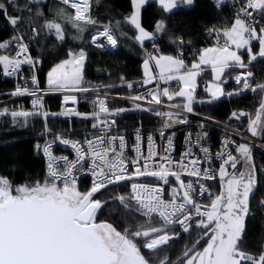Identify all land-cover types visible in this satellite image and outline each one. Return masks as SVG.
<instances>
[{"label": "snow or ice", "instance_id": "obj_1", "mask_svg": "<svg viewBox=\"0 0 264 264\" xmlns=\"http://www.w3.org/2000/svg\"><path fill=\"white\" fill-rule=\"evenodd\" d=\"M149 2L133 0L135 10L130 17L125 18V22L138 30L135 39L141 43L155 40L158 33L166 31L163 21L157 22L152 33L142 26L140 11ZM158 2L165 12H171L181 3L186 6L194 4V0ZM214 2L217 7H221L224 0ZM61 3L70 6L74 12L65 14L61 9L57 16H62L78 32L85 31L86 24L97 23L89 15V0H61ZM45 4L46 0H28V6L21 8L17 0H0V14L14 29L24 23L25 17L21 13L29 14L34 20L43 18L45 23L42 27L46 34L63 41L65 29L55 19L45 16ZM255 14L264 17V0H242L232 21L223 29L207 30L214 44L195 50L190 66L185 61L183 49L194 45L182 38H169L170 43L178 49L176 55L159 54L158 50L149 53L143 61L144 79L140 86L144 88L155 82V87L122 97L130 99L135 105L134 109H110L105 95L93 99L94 111L90 114L79 111L59 114L92 119L95 121L92 128H100L102 132L94 134L95 139L84 142L63 139L64 144H71L76 151V159L71 161L67 157L56 158L50 151L51 145H43V154L49 158L48 172L43 183L37 181L31 185L13 187L9 178L0 176V264H264V248L259 253H251L243 247L246 218L250 215V195L254 194L258 185V172L264 173V168L257 169L250 146L247 143H236L226 136L222 141V149L213 158L210 149L199 144L203 136L198 134L197 145L203 152L201 158L194 155L195 145L191 144L192 137L188 134L186 139L189 147L177 160L172 155L173 137L167 135L169 129L188 122L184 113L193 112L194 102L212 103L224 95H239L246 91L260 94L254 118L253 113L243 110L234 111L231 118L238 120L248 117V131L253 137L264 129V83L253 86L251 71H241L230 77L231 70L248 69L258 58H264V23L257 20ZM30 30L31 40L38 42L41 29L31 27ZM114 31L111 26L97 31L90 37L91 43L96 48H103L105 44L101 37H104L107 45L115 48L118 39ZM253 41L258 42V51L253 50ZM13 44L17 46L15 57L0 55L5 75L18 72L22 64L34 67L38 63V60L30 56L21 58L28 53L29 47L24 43L23 34L13 37L7 43L0 42V49ZM153 48L157 49L155 43ZM241 49L246 51L247 62L239 51ZM70 55L71 59L58 64L48 73L49 87L64 92H98L97 88L84 86L85 53L80 51ZM206 68L211 69L213 76L212 83L204 89L210 96L198 99L197 77L202 76ZM225 76L234 79L241 88L225 93L222 87V84L228 82V79H222ZM119 79L128 89L135 87L125 77ZM31 81L36 86L34 89L30 91L26 86L17 87L10 95L33 96L34 108L39 106L42 109L39 82L34 75ZM172 81H177L180 86L172 88ZM116 86L106 87L110 89ZM177 98L184 102L176 103ZM63 99L65 103L77 102L75 95H64ZM165 100L171 102L167 105L169 109L180 110H164ZM141 101L144 103L141 104ZM130 110L151 113L159 118L160 131L157 134L167 140L163 154L154 150V134L149 133L145 137L137 129L132 146L136 155L126 157V137L113 135V130L116 128V118ZM30 116H41L46 121L50 114L39 110L0 109V117H11L17 123L23 118L26 124ZM145 143L146 153L141 150ZM37 149L40 150L41 146L38 145ZM213 159L220 161L218 170L212 168ZM85 164L88 165L87 169ZM238 165L241 167L238 168ZM81 170L92 177L89 189L84 192L79 190L75 176ZM146 177L153 178L156 183L149 185L140 182L141 178ZM184 177L192 179L185 180ZM217 177L221 191L213 195L204 181L215 180ZM170 178H174V184ZM126 183L130 186L127 195L110 196L105 200L97 198L98 194H103L110 187ZM168 185V198L165 199L164 186ZM205 193L209 196L207 205L196 199ZM112 202L123 207L127 217H130L125 218L123 231L110 222H97L98 213ZM139 217L143 218V222ZM176 228L180 231H175ZM193 232L196 233L194 237ZM181 234L191 239L175 261L170 256L155 255ZM201 241L205 242L204 246H201ZM145 251L149 255H145Z\"/></svg>", "mask_w": 264, "mask_h": 264}, {"label": "trees", "instance_id": "obj_2", "mask_svg": "<svg viewBox=\"0 0 264 264\" xmlns=\"http://www.w3.org/2000/svg\"><path fill=\"white\" fill-rule=\"evenodd\" d=\"M21 8L28 6V0H17ZM90 14L92 19L97 21L96 24L84 25L85 31L78 32L70 23L65 22L63 17H58L57 13L61 9L66 14L68 5L61 3V0H46L43 6L44 14L49 19H55L61 23L65 29V39L60 41L54 35L46 34L43 29L45 20L31 19L29 14L21 13L25 17L24 23L18 29L10 26L3 14H0V42H9L13 37L20 34L24 35V40L28 43L32 54L41 59L37 68V77L41 85H46L47 73L50 67L60 60L71 57L70 53L78 54L83 51L86 55L84 61V85L97 87L102 90L112 92L129 91L126 85H122L120 77L126 78L128 83L137 82L144 78V70L142 61L145 59L142 49L137 43L135 37L138 30L130 23L125 22V18L130 17L133 13L132 0H90ZM13 11V9H9ZM72 11V9H71ZM235 7L231 4H222L217 7L214 0H194L192 6L179 4L178 7L171 12H165L159 5L158 0H150L149 3L141 8L140 22L148 32L155 30L157 22L163 21L166 31L158 33L155 40H145L142 43L150 47L153 43H158L159 51L165 53L176 54L177 47L170 43L169 38H182L185 42L191 41L195 48H199L201 44L212 41V37L207 34V30L211 27H225L232 21L235 15ZM71 13V12H70ZM102 23L113 25L115 30L113 33L118 39V45L113 49L96 48L90 40L91 33L99 28ZM31 27L41 29L38 42L31 40ZM257 41H253V48L257 47ZM13 46L0 49V55L13 51ZM191 48V46H189ZM241 53L246 57V51L243 49ZM189 61L192 56H184ZM3 65L0 64V109L7 107L8 109L29 111V103L24 99L21 104L17 100H6L17 87L23 85V74L5 75ZM210 68H206L203 75L199 77L198 92H202L201 82L209 76ZM235 70L230 71V75L235 74ZM241 70V69H238ZM24 74L31 72L28 66L24 68ZM249 71L253 73L251 80L256 84L264 83V58H258L251 65ZM108 85H117L114 88H107ZM238 86L234 79H228L225 88ZM86 96L80 98V113H92L93 97L85 99ZM260 94L250 91L241 92L239 95L223 96L212 103H194V109L215 116L222 120L231 121L230 112L235 108H248L251 113L256 110L259 104ZM45 102L48 104V123L57 120V108L59 105V97L56 95L46 96ZM110 109L122 108L129 105L120 100H110ZM129 109H134L130 107ZM129 114L136 122L154 123L155 119L143 111L130 110L121 113L116 119L122 120V116ZM73 118H81L74 116ZM64 123V122H63ZM43 126V118L41 116H30L27 123L20 118V122H15L11 117H0V176H6L10 179L13 187L23 183L31 185L37 181L43 183L46 179V167L44 156L37 149V136L32 133L41 129ZM254 163L257 169L264 168V154L254 152ZM258 185L255 194L250 199L249 209L250 215L246 218V230L243 239V247L251 253H259L264 248V173L257 176ZM62 186V185H61ZM216 194L219 192V182H214ZM78 187L81 192L87 191L90 187L86 179L78 181ZM128 184L119 187H110L103 194H98L97 198L101 200L108 199L110 196H117L127 191ZM135 215V213H133ZM127 213L119 204L112 202L104 207L97 215V222L107 221L112 223L118 230L123 231L125 218ZM130 219V217H127ZM141 222L143 218L139 217ZM196 235L192 233V237ZM191 237L185 234L177 239L170 241L168 246H163L155 255L158 257L170 256L173 260L182 253L185 246L190 243ZM204 246V243L201 244ZM202 248V247H201ZM145 255H149L145 251Z\"/></svg>", "mask_w": 264, "mask_h": 264}, {"label": "built area", "instance_id": "obj_3", "mask_svg": "<svg viewBox=\"0 0 264 264\" xmlns=\"http://www.w3.org/2000/svg\"><path fill=\"white\" fill-rule=\"evenodd\" d=\"M231 4L233 7H235V11L237 12L239 10V8L241 7V3L242 0H224L223 4ZM90 9H91V3L89 0V15L92 18L91 14H90ZM74 10L72 9L71 13H73ZM235 12V14H236ZM256 15V19L257 20H261L262 23H264V17H262L260 14H255ZM111 26L113 28V25L109 24V23H102L99 28L97 30H95L94 32L91 33V36L93 34H95L97 31L102 30L105 27ZM211 28H215V29H223L224 27H211ZM114 34V33H113ZM114 36H116L114 34ZM117 38V37H116ZM101 41L105 44V47H103L104 49H110L113 50L114 48L111 46L107 45V41L106 38L101 37ZM24 43L28 44L25 40ZM137 43L140 45L141 49H142V54H144L145 59L147 58V55L149 53H153L156 52L157 50L159 51V45L158 43H155L157 46V49L153 48V45L150 47L145 46L143 43L137 41ZM153 43V44H154ZM214 44V40L212 39V41L210 42H206L204 44H201L199 46V48H195V47H185L183 49L184 51V56H192V53L195 50L201 49L203 47H208V46H212ZM102 48V49H103ZM13 51L11 52L10 56L11 57H15L16 55V50H17V46L14 44L13 46ZM28 56H30L31 58H33L34 60H38V63L35 64V66H30L29 64H22L21 65V69L18 72H13L12 74H18V73H22L23 74V85L22 87H28L29 90L31 91L32 89H34L36 86L32 83L31 81V77L34 75L36 77V79L38 80L37 77V68L41 62V59H39L38 56L32 54V52L30 51L29 47H28V53H25L24 56H22L21 58H27ZM30 67L31 68V72H29L28 74H24V68L26 67ZM4 72V70H3ZM144 79V78H143ZM142 79V80H143ZM141 81L137 82V85L133 88L130 89L129 91L126 92H112L109 90H102L98 89V92H89V93H80V92H74V91H69V92H64V91H56L54 89H51L49 87V85H41V83H39V90H40V94L42 97V101H43V108L40 109L39 106H36L34 108L32 101L33 99H35V97L33 96H29V95H25V96H9L6 100H17L19 101V103L23 104L24 103V99H27L28 103H29V111H49L48 110V104L47 102H45V97L46 96H51V95H56L59 97V105L58 108L56 110L57 112V120L53 123H48V119L45 121V119L43 118V126L41 129L33 132V135L37 136V141H38V145L41 146V149L39 150L40 153L42 154V156H44V162H45V167H46V174L48 172V168H47V164H48V157H46L43 154L42 151V147L43 145H45L46 143L51 145L50 151L53 153V155L56 158H60V157H67L69 161L76 159V151L71 147V144H64L62 142L63 139H68L69 141H80V142H84L85 140H92L96 138V135H99L102 132V129L100 128H92V123H94L95 121L92 119H82V118H73L74 116H70V115H59L61 113H65V112H73V111H78L79 107H80V98H82L83 96H90L93 97V99H95L97 96H99L100 98H103L105 95L107 96V106L110 108V100H120L123 101L125 103H128L129 105L133 106V108L135 107V105L132 103V101L130 99H123L122 97L124 96H129V95H133V94H138L140 92L145 91L147 88H154L155 87V82L153 84L147 85L144 88H142L140 86ZM39 82V81H38ZM163 83V82H161ZM84 86H89V85H84ZM177 82L176 81H172L171 82V87L172 88H176ZM91 87V86H89ZM93 88V87H91ZM64 95H75L77 97V102L75 104H73L71 101H69L68 103H65L63 97ZM141 104H143L144 102L141 101ZM171 103V102H167L165 100V104H164V110H172V111H179L180 109H169L167 107V105ZM92 110L94 111V108H92ZM240 110H243L244 112H248L251 113L250 109L248 108H235L234 110H232L230 112V115L235 111V112H239ZM92 111V112H93ZM147 113V112H146ZM148 116L150 115L152 118L155 119L154 123H145L142 121H138L136 122L132 116H130L129 114L122 116V120H118L116 119V128L113 130V135H124L126 137V141H127V148L125 149L126 152V157L127 158H131L134 155H136V153H134L132 151V146L134 144V137L136 135V130L140 129L142 131V134L146 137L149 133L154 134L155 136V146H154V150H158L160 151L161 154H163V147L167 146V140L163 139L161 137H159V135L157 134L160 131V120L158 117H156L155 115L151 114V113H147ZM184 115L187 117V123L185 124H180V125H176L173 128L169 129L167 132V135H171L173 137V148L174 151L172 152L173 158L174 159H180L181 155L184 153V151L189 147V141L186 139V137L188 136V134H191L192 140H191V144L195 145V147L193 148V152L194 155L200 156L201 158H203V152L199 150V146L197 145V135L200 134L203 136L202 139L199 140V144H202L204 147L209 148L210 149V155L214 158L215 155L217 154L218 151H220L223 147L222 145V141L225 139V137H230L232 140L236 141V143H241V142H245V143H251L254 147H255V152L257 151L258 153H263L264 154V136L262 138L260 137H253L251 135V133L248 131V117H241L240 119H234L231 118V121L228 120H222L219 119L217 117H215L214 115L211 116L207 113H202L201 111L194 109L193 108V112L192 113H184ZM254 118V115H253ZM64 122V123H63ZM203 125V126H201ZM239 133V134H237ZM96 134V135H94ZM233 147H235V145H233ZM142 151H144L146 153L147 148H146V143L145 145L142 146ZM234 154V153H233ZM119 157L117 156V159ZM62 167H63V162H60ZM219 164L220 161L213 159V163H212V168L213 169H217L219 168ZM204 167H207V165H204ZM88 168V165L85 164V169ZM62 170V169H61ZM75 176L77 177V181L83 179H86L89 183V185H91V181H92V177L88 174H84L83 170L76 172ZM185 180L187 179H192L190 177H184ZM170 181L172 184L175 183L174 178H170ZM142 183H147L149 185H154L156 182L153 180V178H141ZM214 182L215 181H204L206 187H208L209 191L215 195L216 191H215V186H214ZM166 191H165V199L168 198V193H167V188L170 187V185L168 186H164ZM220 191V190H218ZM130 192V186L128 184V189L125 193V195H127ZM219 194V192L217 193ZM197 201L203 205H207L209 203V196L207 193H205L204 196H197L196 197ZM263 199H264V193H263ZM175 231H180L179 228H176Z\"/></svg>", "mask_w": 264, "mask_h": 264}, {"label": "rangeland", "instance_id": "obj_4", "mask_svg": "<svg viewBox=\"0 0 264 264\" xmlns=\"http://www.w3.org/2000/svg\"><path fill=\"white\" fill-rule=\"evenodd\" d=\"M134 6H133V10H132V12H134ZM140 13H141V11H140ZM146 29V28H145ZM147 30V29H146ZM148 31V30H147ZM258 49H259V45H258V43H257V47L256 48H253V50L254 51H258ZM243 49H241V50H239L240 51V53H241V51H242ZM153 53H155V52H153ZM159 54H164V55H176V54H172V53H165V52H158ZM242 54V53H241ZM243 55V54H242ZM72 58V56L70 57V59ZM244 59H245V62H247V60H248V57L246 56H244ZM145 60V59H144ZM143 60V61H144ZM143 61H142V64L141 65H143ZM185 61H186V63L190 66V64H191V62H192V59H190L189 61H187L186 59H185ZM144 70V69H143ZM236 72H235V74H233V76L232 75H230V77H234L235 75H237L239 72H241V71H249V68L248 69H241V70H235ZM209 76L208 77H206L205 79H204V81L203 82H201V84H203V86H202V92H198V87H199V77H197V84H198V87H197V89H196V97L198 98V99H206V98H208L209 96H210V94L209 93H206L205 92V87L207 86V85H209V84H211L212 83V81H213V76H212V73H211V69L209 70ZM229 76H225V77H222V79H231ZM177 82V81H176ZM177 87L176 88H178L180 85L178 84V82H177ZM253 86H254V83H253ZM222 87H223V89H224V91H225V93H231V92H234V91H237V90H239L240 88H241V85H238V86H234V87H231V88H225V84H222ZM224 96H228V95H224ZM223 97V96H222ZM222 97H220V98H222ZM176 103H183L184 101L181 99V98H177V100L175 101ZM195 103V102H194ZM130 107H133V106H131V105H124V106H122V108H130ZM193 108H194V106H193ZM21 185H28V184H25V183H23V184H21ZM21 185H18V186H21ZM205 243V242H204ZM201 250H202V248H201Z\"/></svg>", "mask_w": 264, "mask_h": 264}, {"label": "water", "instance_id": "obj_5", "mask_svg": "<svg viewBox=\"0 0 264 264\" xmlns=\"http://www.w3.org/2000/svg\"><path fill=\"white\" fill-rule=\"evenodd\" d=\"M259 105V104H258ZM258 105H257V107H258ZM256 107V108H257ZM264 136V129H261L260 130V134L259 135H257V136H255V137H260V138H262ZM241 143H245V142H241ZM247 144L250 146V148H251V152H252V156L254 155V152H255V147L251 144V143H248L247 142ZM235 154V153H234ZM253 160H254V157H253ZM239 167H241L240 165H238V168ZM146 178H150V177H146ZM258 179V178H257ZM210 181H212V180H210ZM213 181H218L219 182V190L221 191V184H220V181H219V178L217 177V179H215V180H213ZM256 190H257V187L255 188V191H254V194H255V192H256ZM219 191V192H220ZM254 194H252V195H250V199H251V197L254 195ZM204 243V241H201V244H203ZM180 255H178L177 256V258L179 257ZM176 258V259H177ZM175 259V260H176ZM175 260H173V261H175Z\"/></svg>", "mask_w": 264, "mask_h": 264}, {"label": "crops", "instance_id": "obj_6", "mask_svg": "<svg viewBox=\"0 0 264 264\" xmlns=\"http://www.w3.org/2000/svg\"><path fill=\"white\" fill-rule=\"evenodd\" d=\"M132 1H133V0H132ZM133 6H134V4H133ZM71 9H72V8H71L70 6H68L66 14H67V13H70V12H71ZM137 33H138V32H137ZM138 34H139V33H138ZM2 55H9V56H10L9 53H3ZM69 59H70V57H66V58L60 60V62L55 63L53 66L50 67V70L48 71V73H49L54 67H56L58 64H61L63 61H65V60H69ZM48 73H47L46 80H48ZM143 75H144V74H143ZM46 84L48 85L47 81H46Z\"/></svg>", "mask_w": 264, "mask_h": 264}]
</instances>
